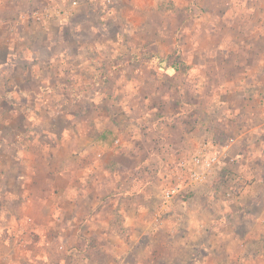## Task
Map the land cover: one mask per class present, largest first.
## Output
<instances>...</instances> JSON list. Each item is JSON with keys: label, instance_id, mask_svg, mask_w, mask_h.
<instances>
[{"label": "crops", "instance_id": "obj_1", "mask_svg": "<svg viewBox=\"0 0 264 264\" xmlns=\"http://www.w3.org/2000/svg\"><path fill=\"white\" fill-rule=\"evenodd\" d=\"M97 1L0 0V264H264V0H201L218 5L202 14L198 47L221 52L220 80L195 132L219 126L229 181L201 185L187 204L175 199L159 225L162 188L145 164L173 157L165 133L182 128L176 115L158 116L161 102L147 105L166 94L165 70L152 72L145 52L135 68L123 67L131 60L110 53L119 39L79 40L93 26L69 21L89 10L112 25L119 19L118 33L137 32L139 49L162 53L161 26L151 23L147 41L142 19L161 0H124L115 9ZM190 1L172 0L165 16ZM99 49L111 58H98ZM209 60L203 52L191 62ZM207 112L215 114L209 122ZM184 134L187 145L194 134Z\"/></svg>", "mask_w": 264, "mask_h": 264}, {"label": "rangeland", "instance_id": "obj_2", "mask_svg": "<svg viewBox=\"0 0 264 264\" xmlns=\"http://www.w3.org/2000/svg\"><path fill=\"white\" fill-rule=\"evenodd\" d=\"M97 7L101 6V3L105 6V8L115 9V8H121L123 6H126L129 4L128 2H122V0H114L111 4L104 3L101 0H98ZM207 3V2H206ZM158 4V10L157 12H152L148 17H143L144 22L147 23V25H150V27L147 28V31L143 35V38L145 37V40L152 41L153 39V26L151 23L154 21L161 26V34L158 33L159 38H162V44L163 49L162 53L159 51H154L153 49H143L142 47L139 49L138 46V34L137 32H132L130 34L122 33L118 31L119 27H116L117 24H121L119 19H116L113 24V21H111V18L108 16H99L98 13L95 14L91 12L90 10L86 12L87 15H80L79 17H75L76 19H71L69 22L70 24H90V29H87V33L82 31V34L79 38V40L83 39L86 41L90 40H96L97 42H103L108 40H118V43L121 46H115L111 54H113L114 58L118 57L124 58L125 60H131L130 64L124 65L123 67L128 68H135V65L132 64L133 62H137L139 59H142L143 53L145 52V56L149 61L150 65L149 68L152 72H154L155 68L159 70L160 67L163 68L165 71L160 72V79L159 83L161 85V88L164 93H166L161 101L157 98L150 97L148 98V107H156L161 102V105L164 104L165 108L163 106V111H159L158 116L161 117H170L176 115L177 122L176 124L179 126H182V128L179 127L175 129H167L165 135L166 138H164L166 144H170L169 147L165 149H169V151H173V157L170 159H166L159 163V160L161 159H147L145 164V171L147 172V175H150L154 179L153 184H158L162 188V198H161V204L163 203V191L165 189V186L168 184V181L174 180V178L171 176V170H173L174 165L176 164L177 160L184 156V155H190L194 153L196 147L206 139H211L217 144L223 145V141L225 139L223 132H219V126L215 124V127L213 130L215 132L210 135H200L199 131H196V125L194 123H197L198 126L201 125L202 120V112H201V106H204L205 100H208V90L211 89V86H216L218 84V81L220 80V77L218 76V58L221 55V52H218L216 49H199V47L202 45L201 42H203L202 39V29L200 24V21L202 19V14L206 12L207 9H209V12L211 14H215L218 11V5L216 4V1L214 3L208 2L206 4V7L202 5L201 0H194L190 1L188 5H186L182 10L183 13L179 14L176 17L165 16V13H171V11H174L173 8V2L172 0H161L157 2ZM102 5V6H103ZM103 6V7H104ZM186 13L185 17H182L183 14ZM89 26V25H88ZM100 26V29L97 27ZM110 26L113 28L112 34H110ZM98 30V31H97ZM94 31L97 32V36L94 34ZM118 36V37H117ZM66 41L70 42L73 38H71L67 32L66 35ZM76 40V38H75ZM151 44V42H148ZM192 46V47H191ZM199 46V47H198ZM198 47V48H197ZM206 50V51H202ZM85 52V51H84ZM83 51H77L79 56H83ZM88 52V51H87ZM97 57L104 59H109L111 56H109V51L106 49H99L96 51ZM203 52H207V57L210 59V62H214V64H209L208 66L205 64H201L198 61L195 63L191 62V59L194 56H201ZM89 53L86 54L88 57ZM85 56V55H84ZM91 56V55H90ZM141 56V57H140ZM213 57V60L211 61V58ZM119 59V60H120ZM157 59H165L162 60V66L158 64ZM206 59V58H205ZM100 60V59H99ZM126 61V62H127ZM157 61V63H155ZM170 66L174 68V72L171 74L172 70H170ZM100 67V66H99ZM122 67V68H123ZM120 68V67H118ZM121 69V68H120ZM208 71V75L205 80L202 79L201 75L202 72ZM119 72V71H116ZM168 72V73H167ZM207 74V73H206ZM212 77L211 79L209 78ZM209 80L212 82L215 81L214 85H211ZM70 84H73L74 82H69ZM78 83V82H75ZM80 85L78 88L82 89L83 87H87L86 91H89L90 86L92 87L93 84L86 82H79ZM82 83V84H81ZM90 85V86H89ZM94 87V86H93ZM92 87V88H93ZM146 88V89H145ZM145 90H148L149 86H145ZM143 89V88H142ZM205 89V90H204ZM92 90V89H91ZM202 92H199V91ZM204 90V91H203ZM67 92L71 90H66ZM205 95V97H200L199 94ZM137 99V98H135ZM130 100V98H129ZM210 100V98H209ZM171 101V102H170ZM140 102H143V99H140ZM139 101H135V104L137 103L141 105ZM131 103L130 106H132V100L129 101ZM176 103V104H175ZM174 105L176 109H172L171 107ZM199 105V106H198ZM161 106V107H162ZM142 107V106H141ZM140 107V108H141ZM157 108V107H156ZM203 110V109H202ZM212 115V116H211ZM215 116V114H209L207 112L205 114V118L208 121V118ZM157 116V115H156ZM211 116V117H210ZM206 121V122H207ZM210 121V119H209ZM208 121V122H209ZM194 124V125H193ZM207 124V123H206ZM173 126V125H172ZM192 127V128H191ZM201 128V127H200ZM188 130V133L192 130L193 131V140L186 145L185 144V130ZM201 130V129H198ZM218 131L219 133H217ZM182 143V145L180 144ZM2 162H0V170H2ZM219 173L217 172L214 174L206 184H215V186L220 185V183L223 182V184L227 183L229 180H226L220 175V173L223 172V169H225L224 161L222 162L221 168H219ZM220 179L222 180L221 182ZM224 179V180H223ZM229 179V178H227ZM231 179V177H230ZM203 185V186H204ZM200 186L194 188L193 190L189 192H184L183 194L177 196L175 199H180L183 204H187L188 199H190L194 192H196ZM174 204V203H173ZM172 206L168 208L160 207L158 213L156 212V222L159 224L162 223L163 219L165 217H170L171 215V208ZM183 230V228H182ZM183 232V231H182ZM198 249V248H197ZM199 250V249H198ZM197 254L201 253L200 250L197 252ZM200 256V254H199ZM198 256V257H199ZM202 256V255H201Z\"/></svg>", "mask_w": 264, "mask_h": 264}, {"label": "built area", "instance_id": "obj_3", "mask_svg": "<svg viewBox=\"0 0 264 264\" xmlns=\"http://www.w3.org/2000/svg\"><path fill=\"white\" fill-rule=\"evenodd\" d=\"M113 1L103 0L107 4ZM37 18L41 19V16L38 15ZM224 155L222 145L206 139L196 147L194 153L180 157L171 170L174 180L163 191L162 207H170L177 196L205 184L214 174L219 173Z\"/></svg>", "mask_w": 264, "mask_h": 264}, {"label": "trees", "instance_id": "obj_4", "mask_svg": "<svg viewBox=\"0 0 264 264\" xmlns=\"http://www.w3.org/2000/svg\"><path fill=\"white\" fill-rule=\"evenodd\" d=\"M220 175H222V173H220ZM227 179V178H226ZM198 250V249H197ZM198 252H199V250H198ZM195 254H197V253H195ZM198 255V254H197ZM194 263H195V258H193V260H192Z\"/></svg>", "mask_w": 264, "mask_h": 264}]
</instances>
